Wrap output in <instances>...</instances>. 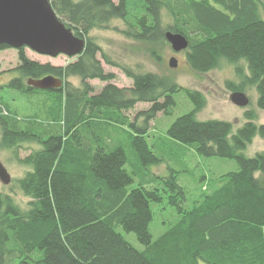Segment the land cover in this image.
Segmentation results:
<instances>
[{"label": "trees", "instance_id": "obj_1", "mask_svg": "<svg viewBox=\"0 0 264 264\" xmlns=\"http://www.w3.org/2000/svg\"><path fill=\"white\" fill-rule=\"evenodd\" d=\"M50 2L86 45L66 65L31 59L22 47L13 68L19 75L0 84V150H11L30 168L14 181L30 198L26 209L0 191V264H264V150L244 154L257 135L264 137V123L255 122L252 110L245 111L246 121L236 132L229 120H200L197 114L207 105L204 93L181 86L171 75L136 72L116 62L91 34L121 19L126 27L121 33L147 46L161 62L162 47L170 45L166 31L182 33L193 71L206 73L228 61L240 79L228 80L229 89L256 88L257 105L264 110V0ZM7 48L0 44V51ZM99 53L121 68L132 86L113 83L116 74L104 69ZM48 75L63 79L62 86L39 89L28 83ZM72 76L81 79V86H74ZM92 79L105 82L99 92ZM7 89L40 95L43 114L56 112L61 129L42 135L37 114L20 118L3 94ZM180 90L194 109L176 118L166 136L202 156L232 158L239 168L216 179L193 206H187L177 172L162 176L145 168L163 161L148 140L151 122L159 113L173 112ZM138 103L149 106L132 114ZM112 131L130 137L141 171L127 169L129 154ZM27 142L39 147L21 157ZM138 175L141 183L131 187ZM152 203L170 205L178 214L157 240L149 228ZM117 225L134 232L144 249L133 246ZM37 250L42 256L33 258Z\"/></svg>", "mask_w": 264, "mask_h": 264}, {"label": "rangeland", "instance_id": "obj_2", "mask_svg": "<svg viewBox=\"0 0 264 264\" xmlns=\"http://www.w3.org/2000/svg\"><path fill=\"white\" fill-rule=\"evenodd\" d=\"M118 2L119 0H114ZM139 1V0H135ZM113 28L108 30L94 29L91 34L95 37L96 41L102 46L103 50L111 56L116 62L127 65L134 69L136 72L152 71L160 74H168L174 77L177 82L184 87L197 89L204 93L207 99L206 107L201 110L197 117L202 120L208 119H222L229 120L233 125V132L246 121L245 111L252 110L255 112V122L264 123V110L260 109L257 105V91L254 87L246 89V95L249 98L247 106H239L231 100L233 93L228 87V80L239 82V77L235 72L234 65L226 60H223L219 68L213 69L206 73H199L193 71L187 64L185 51L175 52L171 45H164L161 50L162 61L158 62L153 59L148 51L147 46H144L139 41L130 39L121 33L120 29H124L125 23L121 19H115L111 25ZM115 27L119 29L114 30ZM26 54L34 60L42 63L50 62L54 65H66L68 62L74 61L77 57H69L60 54L56 57L49 55L39 54L30 48L25 49ZM103 62L104 69L107 72H114L116 79L112 82L120 87H130L133 84L131 78H128L121 68L107 64L102 55L98 54ZM175 56L178 60V66L175 68L170 67L169 60ZM18 49L7 48L0 51V84H4L9 79L18 76L19 73L15 68L19 65ZM245 68V65H244ZM69 80L74 86H81V79L77 76L69 77ZM90 83L94 86L95 92H99L105 82L99 79H92ZM3 94L6 96L17 110L20 118H31L37 114L39 122V130L45 136L52 131L61 129V123L56 122V112L51 111L49 114H43V104L40 101L41 97L36 95L26 96L15 90L7 89ZM176 105L171 114L159 113L157 117L151 122L152 133L148 137L152 150L163 158L161 164H150L145 167L148 172L168 176L177 172L179 182L182 184L187 192V206H193L194 203L202 197L204 192H210L213 188V183L221 175L237 171L238 164L232 158L211 156L205 157L197 153L195 149L182 143L176 142L166 136V130L178 118L187 114L194 109L193 101L188 97L184 90H180L174 94ZM148 103H138L136 109L132 111L135 114L137 110H142L148 107ZM102 128L101 132H104ZM99 132V131H98ZM1 134V132H0ZM111 137L120 140L121 145L126 148L129 154V163L126 167L130 171H141L143 166L136 158V153L130 146L131 140L127 133L119 131L111 132ZM26 149H21L20 156H26L32 148H38L39 144L35 142L25 143ZM264 150V137L257 135L253 142L250 143L244 150L247 156H254L257 152ZM0 160L7 167L12 176L10 184H4L0 180V191L7 192L12 195L15 200L23 207H28L29 197L16 186L14 181L23 177L28 169V166L20 164L13 155L11 150H0ZM137 160V162H136ZM159 182V181H158ZM141 183L139 175L135 178V182L131 187H136ZM209 187L208 190L204 189ZM153 220L150 223V231L153 239L157 240L168 227L178 220V214L174 207L164 203H152ZM117 230L136 248L139 250L144 249L134 232L126 231L123 226L117 225ZM33 258L42 256V251H35L31 253ZM199 264H208L204 260H200Z\"/></svg>", "mask_w": 264, "mask_h": 264}, {"label": "water", "instance_id": "obj_3", "mask_svg": "<svg viewBox=\"0 0 264 264\" xmlns=\"http://www.w3.org/2000/svg\"><path fill=\"white\" fill-rule=\"evenodd\" d=\"M165 36L175 52L186 50L189 46L187 37L182 33L166 31ZM0 44L15 49L26 47L52 57L60 54L77 57L84 51L86 40L66 25L50 0H0ZM169 65L172 68L178 66L175 56L170 58ZM28 83L39 89H52L62 86L63 79L48 75L29 79ZM231 100L239 106L249 104L247 95L240 91L233 92ZM0 180L7 185L12 182V176L1 160Z\"/></svg>", "mask_w": 264, "mask_h": 264}]
</instances>
